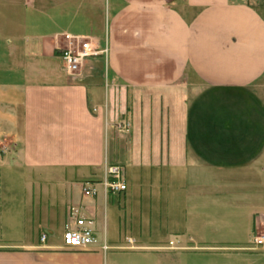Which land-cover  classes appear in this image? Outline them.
Listing matches in <instances>:
<instances>
[{
	"label": "crops",
	"instance_id": "0c3cea01",
	"mask_svg": "<svg viewBox=\"0 0 264 264\" xmlns=\"http://www.w3.org/2000/svg\"><path fill=\"white\" fill-rule=\"evenodd\" d=\"M108 2L107 63L70 76L50 51L2 70L0 264H101L49 241L70 206L106 241L110 214L116 235L154 225L227 249L220 264H264V0ZM110 166L126 191L83 197Z\"/></svg>",
	"mask_w": 264,
	"mask_h": 264
},
{
	"label": "rangeland",
	"instance_id": "374dc122",
	"mask_svg": "<svg viewBox=\"0 0 264 264\" xmlns=\"http://www.w3.org/2000/svg\"><path fill=\"white\" fill-rule=\"evenodd\" d=\"M108 3V0H101L98 5L91 0H0V75L2 70L19 66L22 60L45 57L50 51L60 54L65 46L75 47L76 41L70 39L72 41L66 42L65 35L94 40L89 41L92 42L91 44L86 40L91 49L96 43L100 48L106 47V57L90 58H101L102 62L107 63L109 54ZM91 7L97 8V11L93 10V15L90 12ZM80 48L81 46L77 45L75 50ZM81 69L70 76H77ZM104 71L103 75L106 74L105 69ZM114 129L119 135L123 133L115 127ZM8 146H11V141L6 138L3 144H0V149L3 151L7 148L8 151ZM108 217L107 244L109 249L105 253L98 250L90 252L68 249V251L96 253L102 257L101 264H145L144 259L132 257L134 253L141 252L161 253L162 264H220L217 257L219 253L229 252L218 246L196 243L181 235L163 234L156 231L154 225L130 227L122 225L119 227V234L116 235L114 221L110 219V214ZM63 227L64 224L62 228L57 227L48 235L50 242L61 245ZM128 238L133 240V244L126 242ZM210 254L213 256L206 257ZM171 255L177 256L171 257ZM145 260L149 261L148 258Z\"/></svg>",
	"mask_w": 264,
	"mask_h": 264
},
{
	"label": "built area",
	"instance_id": "2783aa9c",
	"mask_svg": "<svg viewBox=\"0 0 264 264\" xmlns=\"http://www.w3.org/2000/svg\"><path fill=\"white\" fill-rule=\"evenodd\" d=\"M246 1V0H242ZM66 42L75 40L77 45H80V49L70 45V48L65 46L61 49L59 58L62 63V68L67 75L76 74L80 68L84 65L85 61L90 57L107 56L106 47H98L94 45V48H89L88 42L94 40H88L85 37H74L65 35ZM72 39V40H70ZM88 42H87V41ZM92 42H89L91 44ZM115 128L121 130V132H129L130 123L128 121H122L115 124ZM122 167L110 166L104 172L103 180L98 184H85L82 186L83 197H96L99 192L98 186H100L105 194H120L126 191V185L124 181ZM105 233V231L103 230ZM99 229L96 225L93 217H87L81 214L78 207L70 206L66 212V220L61 234V245L64 249L78 250V251H92L98 250L106 252L109 247L105 240V235L99 236ZM46 241L45 235H40L39 242L44 243ZM127 243L133 244V240L128 238ZM173 244V242H170ZM253 244L257 247H264V236L257 235L253 238Z\"/></svg>",
	"mask_w": 264,
	"mask_h": 264
}]
</instances>
